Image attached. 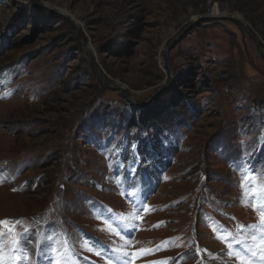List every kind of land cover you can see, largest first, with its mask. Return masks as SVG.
<instances>
[{
	"label": "rangeland",
	"instance_id": "obj_1",
	"mask_svg": "<svg viewBox=\"0 0 264 264\" xmlns=\"http://www.w3.org/2000/svg\"><path fill=\"white\" fill-rule=\"evenodd\" d=\"M233 20L264 55V0H0V221H34L41 238L29 252L47 244L43 221L62 200L71 236L93 226L82 196L121 206L94 182L111 178L133 137L141 153L161 142L181 149L155 198L170 206L156 218L168 225L145 240L180 233L196 244L193 223L204 249L247 238L238 226L254 219L236 197L262 177H235L221 152L264 132V62ZM205 187L226 211L218 240L194 220Z\"/></svg>",
	"mask_w": 264,
	"mask_h": 264
},
{
	"label": "water",
	"instance_id": "obj_2",
	"mask_svg": "<svg viewBox=\"0 0 264 264\" xmlns=\"http://www.w3.org/2000/svg\"><path fill=\"white\" fill-rule=\"evenodd\" d=\"M233 22H235L240 27V29L242 31H244L245 33H247L250 36V38L252 39V41L254 42V44H255V46L257 48V51L259 52V54L262 57L263 62H264V55L262 54V52L260 50V47H259V44H258V40L252 34H250V32L248 31V29L245 27V25H243L239 20H233ZM178 40H179V38H177L175 41H173L171 47L167 48V50L165 51L166 53H165V56L164 57H165L166 64L168 63V54L167 53L170 51V49L172 47H174L176 45V43H177Z\"/></svg>",
	"mask_w": 264,
	"mask_h": 264
},
{
	"label": "snow or ice",
	"instance_id": "obj_3",
	"mask_svg": "<svg viewBox=\"0 0 264 264\" xmlns=\"http://www.w3.org/2000/svg\"><path fill=\"white\" fill-rule=\"evenodd\" d=\"M262 221H264V216H262ZM17 222L12 221H0V229H7L9 233L15 231L14 227H8L9 225H14ZM152 250H146L144 254H151ZM0 264H9V259L6 258L5 252L3 249H0Z\"/></svg>",
	"mask_w": 264,
	"mask_h": 264
},
{
	"label": "bare ground",
	"instance_id": "obj_4",
	"mask_svg": "<svg viewBox=\"0 0 264 264\" xmlns=\"http://www.w3.org/2000/svg\"><path fill=\"white\" fill-rule=\"evenodd\" d=\"M213 259L217 260L216 262H218L219 264H223L224 260L226 259L225 257H213ZM213 264V263H212Z\"/></svg>",
	"mask_w": 264,
	"mask_h": 264
},
{
	"label": "trees",
	"instance_id": "obj_5",
	"mask_svg": "<svg viewBox=\"0 0 264 264\" xmlns=\"http://www.w3.org/2000/svg\"><path fill=\"white\" fill-rule=\"evenodd\" d=\"M9 61H11V60H9ZM6 63H8V62H6ZM1 68V67H0Z\"/></svg>",
	"mask_w": 264,
	"mask_h": 264
}]
</instances>
